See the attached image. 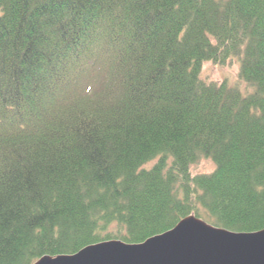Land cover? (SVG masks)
Returning a JSON list of instances; mask_svg holds the SVG:
<instances>
[{
	"label": "trees",
	"instance_id": "trees-1",
	"mask_svg": "<svg viewBox=\"0 0 264 264\" xmlns=\"http://www.w3.org/2000/svg\"><path fill=\"white\" fill-rule=\"evenodd\" d=\"M189 214L264 227V0H0V264Z\"/></svg>",
	"mask_w": 264,
	"mask_h": 264
},
{
	"label": "water",
	"instance_id": "water-1",
	"mask_svg": "<svg viewBox=\"0 0 264 264\" xmlns=\"http://www.w3.org/2000/svg\"><path fill=\"white\" fill-rule=\"evenodd\" d=\"M32 264H264V227L234 232L189 214L143 242L102 240Z\"/></svg>",
	"mask_w": 264,
	"mask_h": 264
},
{
	"label": "rangeland",
	"instance_id": "rangeland-1",
	"mask_svg": "<svg viewBox=\"0 0 264 264\" xmlns=\"http://www.w3.org/2000/svg\"><path fill=\"white\" fill-rule=\"evenodd\" d=\"M238 62L235 58L227 59L224 64H215L211 61L204 62L199 76L206 83L212 82L218 84L224 81L227 85L237 88L241 94H248L254 88L251 85L245 84L239 77ZM190 169L193 174L210 173L214 169V162L210 158L201 157L199 162L191 165ZM115 229L116 227L113 225L111 231Z\"/></svg>",
	"mask_w": 264,
	"mask_h": 264
}]
</instances>
